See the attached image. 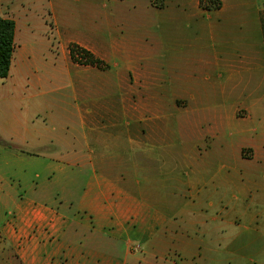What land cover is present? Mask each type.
<instances>
[{
  "label": "crops",
  "instance_id": "1",
  "mask_svg": "<svg viewBox=\"0 0 264 264\" xmlns=\"http://www.w3.org/2000/svg\"><path fill=\"white\" fill-rule=\"evenodd\" d=\"M109 1L110 6L87 8L81 16L52 8V26L60 36V29L65 27L81 25L89 30L86 40L70 39L63 44L67 79L54 81L57 89L75 94L141 95L131 105L136 113L135 130L143 134L142 126L154 121L143 112L144 108L154 106V96L142 95L157 91L159 86L160 12L167 11V24L171 26L200 19L195 22L196 36L184 41L185 60L192 71L206 76L209 69L224 70L231 85L220 84L215 87L216 92L255 93L256 67L264 68V0H217L219 5L208 8L200 0H178L174 7L168 0L163 1V7L151 0ZM11 12L10 3L5 2L0 16L15 21L17 34L18 21ZM72 43L90 50L105 62V67L73 61L69 49ZM210 45L217 46L213 54L209 53ZM230 46L235 47L230 49ZM206 90V86L193 80L187 92L195 103L196 94ZM123 104L126 109L127 102ZM256 108V101L237 104L234 115L238 139L233 144L232 155L224 149L222 140L234 134L225 131L217 115L207 119L210 126L206 130L202 128L200 114L194 118L200 130L193 133L194 145L186 153L189 169L193 172V167L208 168L219 159L215 160L220 162L216 188L207 191L201 203L206 201V206H213L215 198L221 212L209 219L181 215L190 212L191 199L183 203L184 211L179 213L185 221L183 225L176 222V199L170 193L161 199L154 183L146 186L138 178L144 173L143 165L137 161L131 169L123 167L122 158L130 153L111 149L117 146V141L109 144L106 138L79 135L69 129L62 134L47 135L48 125L38 134L24 127L14 135L0 137V232L20 256L12 264H145L148 259L136 254L139 248L132 245L134 238L166 236L165 232H172L175 237L172 252L181 259L200 248L192 238V229H199L205 235L215 234L222 240L239 237L241 227L249 231L254 227L264 233V117L254 115ZM51 112L54 111L48 106L43 112L46 124ZM53 122H50L52 132L57 130ZM94 122L95 118L88 119V123L82 119L80 124ZM150 138L141 136L134 140L137 149L130 156L152 155L154 150L145 147V141ZM206 139L222 144L214 152L209 145L202 150ZM32 161H45L44 170L33 175ZM192 182L189 179V190ZM241 191L250 195L256 191L254 201L259 209L252 213L248 208H239L235 213H225L229 207L226 196ZM260 220L263 222L258 223ZM209 221L214 224L210 225ZM162 251L157 252L162 254ZM260 255L264 264V245Z\"/></svg>",
  "mask_w": 264,
  "mask_h": 264
},
{
  "label": "rangeland",
  "instance_id": "2",
  "mask_svg": "<svg viewBox=\"0 0 264 264\" xmlns=\"http://www.w3.org/2000/svg\"><path fill=\"white\" fill-rule=\"evenodd\" d=\"M168 1L169 5L174 7L178 0ZM5 2L10 3L11 15L17 19L18 27L10 74L7 78H0V137L14 135L18 129L24 127L30 129L32 134H38L40 129L48 125L49 131H45L47 135L62 134L68 132L67 129L74 130L79 135L106 138L109 144L117 141V146L113 145L111 149L133 154L137 149V139L141 136L144 139L151 136L149 141H145V147L154 150L153 154L140 157L129 154L122 158L123 167L131 169L138 161L145 169L138 177L142 183L146 186L154 183L161 199L169 193L176 199L174 213L177 214V223L182 225L185 223L179 213L184 211L183 203L191 199L193 205L190 212L184 211L181 215H188L191 218L203 216L208 219L220 215L221 206L216 203L215 198L213 206H206V201L201 203V198L206 196L205 193L216 188L218 182L216 171L220 162L215 160L219 159H215L208 168L193 167V172L189 169L186 153L194 145L193 133L200 130L194 118L200 114L204 122L202 128L206 130L210 126L207 119L217 115L225 131L228 130V133H233L234 136L224 137L223 144H214V141L206 139L201 149L204 150L209 145L212 149L210 150L214 152L218 145L222 144L232 155L233 144L238 139L234 115L237 104L242 101H256L254 115L264 117V68L256 67L254 94L233 93L231 90L225 93L216 92L215 87H219L220 84L231 85L227 73L214 68L207 70L204 76L201 72L192 71L185 60L187 48L184 41L196 36L195 22L200 19L189 20L188 22H192L191 25H187V21L179 22L180 19L176 21L179 24L171 26L167 24L168 12L161 11L159 86L157 91L142 95L154 96V106L143 110L145 117L154 121L152 124L143 125L144 130L141 134L135 130L138 127L134 121L136 113L134 105H131L139 100L141 95L132 92L75 94L59 90L54 84V81L67 79L65 78L67 55L63 44L70 39L86 40L89 30L81 25L80 28L65 27L60 29V36L52 26L50 14L52 8H62L81 16L82 11L87 8L101 9L110 6L109 0H0V11ZM184 17L188 19L185 14ZM82 20L83 18H77V21ZM232 47L235 46H230V49ZM215 48L217 46H208L209 53L211 54ZM193 80H198L199 85L206 86L207 89L204 93L196 94L195 103L193 99L191 100V94L187 92L189 83ZM124 101L127 102L126 109ZM47 106L54 111L49 116V124H46L43 114ZM91 118H95L93 124L85 126L80 124L82 119L88 123V119ZM51 120H54L53 123L57 126V130L53 132ZM147 144L149 145L146 146ZM45 165V161H32L33 175L42 172ZM189 179L194 182L190 188L191 192ZM235 193L234 196L231 192L226 196L225 203L229 201V207L224 210L225 213L232 211L235 213L239 208H248L252 213L259 209L257 202L254 201V193L253 195L242 191L239 194ZM262 222L263 220H260L258 223ZM209 224L214 223L209 221ZM252 229L249 231L241 227L242 233L239 237H228L223 240L215 234L205 235L199 229L196 231L192 229L190 230L192 238L198 241L200 248L181 259L172 252V242L175 238L172 232H165L166 236L134 238L132 245L138 246L137 255L146 256L148 261L145 264H172L183 261L193 264H222L221 260H224V264H236L238 258H242L239 264H261L260 251L264 245V233L254 227ZM160 249L163 250L162 254L157 252ZM16 256L20 257L6 235L0 232V264H12Z\"/></svg>",
  "mask_w": 264,
  "mask_h": 264
},
{
  "label": "trees",
  "instance_id": "3",
  "mask_svg": "<svg viewBox=\"0 0 264 264\" xmlns=\"http://www.w3.org/2000/svg\"><path fill=\"white\" fill-rule=\"evenodd\" d=\"M152 3L158 7L164 6V0H151ZM203 7H210L211 5H219L217 0H200ZM16 23L11 18H4L0 16V78H7L11 71L13 55L16 49L15 44ZM70 56L73 61L84 64L93 65L100 68L105 67V62L96 57L90 50L72 43L69 46Z\"/></svg>",
  "mask_w": 264,
  "mask_h": 264
}]
</instances>
